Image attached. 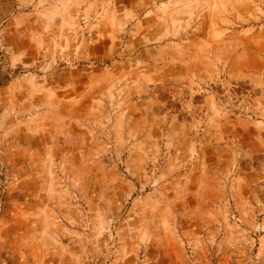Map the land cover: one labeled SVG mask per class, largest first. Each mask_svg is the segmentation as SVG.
Returning <instances> with one entry per match:
<instances>
[{"label": "rangeland", "instance_id": "1", "mask_svg": "<svg viewBox=\"0 0 264 264\" xmlns=\"http://www.w3.org/2000/svg\"><path fill=\"white\" fill-rule=\"evenodd\" d=\"M0 264H264V0H0Z\"/></svg>", "mask_w": 264, "mask_h": 264}]
</instances>
